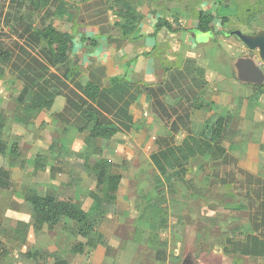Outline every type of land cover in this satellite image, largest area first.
I'll use <instances>...</instances> for the list:
<instances>
[{"label": "rangeland", "instance_id": "1", "mask_svg": "<svg viewBox=\"0 0 264 264\" xmlns=\"http://www.w3.org/2000/svg\"><path fill=\"white\" fill-rule=\"evenodd\" d=\"M33 1L0 0V53L8 52L9 48L15 51L8 60L0 56V69L3 72L0 74V142L6 148L4 154L0 153V167L10 172L13 181L12 189L3 192L0 188V219L3 218L0 225H8V216L14 215L17 220L30 224L31 229L34 225L37 230L33 232L36 239L40 238L39 231L42 235L45 234L47 238L43 245L47 246L43 248V253H37L36 257L39 258L35 259L36 263L41 264L53 260L75 264L78 254L80 264H96V259L104 264H185L187 260L190 264H264V259L247 257L242 251L232 252L231 245H226V239H230L232 235L227 226L231 222L226 219L227 216L231 218L233 211L231 205L228 206L233 202L231 186L228 189H223L222 185L213 187L221 191V194L227 189L228 195L225 198L220 195L211 198L212 202H217V208L208 209L200 205L205 200L199 195L184 194L185 188L191 186L190 177L194 172L191 176L188 175L189 181L183 183V179L173 177L170 169H158L151 157L155 145L150 137L161 126L150 125L147 128L148 124L143 120H146V113L150 114L149 112L136 110L139 115L138 126L128 128V125H121L117 118L105 112L106 118L115 127L119 128L120 124V128H126V138L117 134L111 140H92L85 138L90 135L86 132L79 140H75L72 125L65 127L49 111L28 108L29 101L37 90V83L44 82L43 78L49 79L52 87H57L56 90L65 89V85L75 88L68 81L69 85L63 83V80L60 82V77L64 78L49 58L47 49L43 45H27L25 37L21 36L23 29L15 27V22L20 21L17 18L29 19L28 7ZM123 1L125 0H42V5L46 3L49 12L33 15L36 21L40 17H46L49 24L63 32L68 30L66 25L72 23L71 33L86 35V26L93 15L100 18L109 15L113 20L114 14L109 13L108 9L115 5L121 8L120 12H128L125 5H122ZM133 1L141 3V0ZM147 1L150 3L152 0L142 2ZM153 2V8L164 14H174L180 19L191 16L205 5L217 2L233 13L229 17H223L222 30L248 34L264 27V0ZM60 4L63 5L61 9ZM67 4L71 6L69 9L65 8L68 13H62L61 10ZM147 9L148 7L145 12ZM127 27L132 28L129 24ZM194 34L198 35L197 43H205V38H212L211 32L195 31ZM233 36L232 47L240 46L241 42ZM232 53L236 54L235 48ZM42 74L44 76H40ZM54 75L59 79H55ZM23 98L24 102L20 103ZM96 108L101 110L100 107ZM135 131L137 139L134 137ZM143 133H147L142 136L146 138L140 139L139 136ZM240 137L243 139H240L241 144L250 141L243 133ZM236 142L231 141L228 135L224 145L229 147L228 145ZM261 153L262 158L264 143L261 145ZM213 157L217 158L218 154H213ZM212 158L206 159L203 164L210 166L209 162L216 160ZM195 162H199V159ZM228 163L231 161H224V164ZM212 164L215 165L216 162L213 161ZM113 176L120 177V183L116 199L111 202L107 200V180ZM191 191L193 192L192 189ZM29 195H52L59 201L72 202L89 212L93 225L97 226L96 231L91 233L89 239L83 240L78 234L79 226L68 219L56 227L45 226V231L38 230L32 210L26 202ZM221 202L228 208L221 205ZM97 206L103 209H98ZM207 210L210 214L205 217ZM217 211L218 218L214 215ZM3 238L8 239L7 235ZM89 240L92 242L89 243ZM0 245L4 247L5 244ZM54 246L57 247L56 252L53 251ZM4 249L6 250L5 247ZM26 249L29 250V247L26 246ZM31 249L35 252L33 247ZM7 254L12 255L10 247Z\"/></svg>", "mask_w": 264, "mask_h": 264}, {"label": "crops", "instance_id": "2", "mask_svg": "<svg viewBox=\"0 0 264 264\" xmlns=\"http://www.w3.org/2000/svg\"><path fill=\"white\" fill-rule=\"evenodd\" d=\"M142 1H123L122 5H131L141 16L139 22H132V25L137 26L131 34L124 32L122 26L125 20L119 17L121 8L116 5L108 9L115 19L112 20L109 15L102 18L93 15V19L86 26V35L73 34L70 32L73 24L66 25L68 30L64 32L76 36L72 60L77 63V74H73L74 79L68 81L75 88L67 81L63 82L69 86L65 85L62 93L56 96L49 112L65 127L72 125L75 140L83 135L79 131L82 115L77 112L67 122L60 118V114L68 105L67 97H73L75 92L81 95L76 84L81 87L89 84L98 86L104 98L99 97L100 100L96 103L98 106L93 105L100 107L99 110L105 116L111 114L121 125H128L127 128L138 126L136 124L139 123V115L136 110L149 112L150 114L146 113V120H143L148 124L147 128L150 125L161 126L150 137L155 145L151 155L153 162H158L159 166L161 164L163 169H170L173 177L183 179V183L188 182V175L191 176L194 172L190 177L191 186L185 188L184 194L199 195L205 200L200 205L208 209L217 208V202H212L211 198L217 195L225 198L226 190L231 186L233 202L228 206L231 205L233 211L231 218L223 216L231 222L227 226L232 231L230 239H226V245H231L232 252L242 251L247 257L264 259V156L261 158V145L264 143V85L261 88L253 85L246 87L247 84L240 82L237 77L234 64L236 58L246 53L245 46L240 41V46L232 47L233 35L221 29L224 24L223 17H229L233 13L224 9L223 5L212 2L210 6L205 5L191 16L180 19L174 14H164L153 8V0L150 3ZM42 3L31 4L28 7L29 13L49 12L46 3ZM39 5L44 7L36 10ZM62 6L60 4V9ZM66 7L69 9L71 6H64L62 13L67 12ZM201 11H209L217 18L212 25V38H205V43H197L198 35L194 34L195 31L203 32L198 29V14ZM35 18L34 16V27L51 25L46 17H40L38 23ZM161 18L173 24L174 28L181 29L157 30L156 24ZM17 19L20 21L15 22L16 28L24 30L29 27V20L27 22V19ZM260 30H264V27ZM83 36L96 41L86 44ZM24 41L32 46L27 39L24 38ZM27 45L25 47L30 51ZM234 48L235 55L232 53ZM40 66L45 68L44 65ZM103 102L105 106L102 105ZM220 117L226 121V133L220 140H212L208 135L202 134L207 124ZM151 130L154 131V128ZM241 132L250 139L247 144L240 143V139L243 140L240 137ZM117 134L126 138L128 131L121 126ZM146 134H140V139L146 138ZM134 135L137 139L136 131ZM143 135L145 136L142 137ZM228 135L231 141H237L228 145L229 147L224 145ZM215 153L218 157L212 158ZM210 158L216 160L210 161V166H205L203 162L206 159L211 160ZM197 159L199 162H195ZM226 160L231 163L224 164ZM213 161L216 162L215 165L212 164ZM10 183L8 189H2L3 192L12 189L11 178ZM220 185L223 189L227 188L223 194L213 189ZM221 205L225 204L221 202ZM209 214L210 211L207 210L205 217ZM214 215L218 218V211ZM8 217V225H0V244L4 243L6 248L5 250L0 245V264H41L36 263L35 259L39 258L36 257L37 253H43V248H46L47 245L43 243L47 236L39 231L40 238L36 239L34 233L37 230L34 225L31 229L30 224L20 221L21 219L17 220L14 215ZM2 220L3 218L0 219V224ZM39 229L45 231V226ZM4 235H7V240L3 238ZM26 246L29 250H25ZM8 247L11 249V256L7 254ZM56 249L54 246L53 251L56 252ZM96 254L95 257L98 255ZM95 261L96 264H104L97 259ZM80 262L78 254L75 264ZM47 264L68 262L53 260Z\"/></svg>", "mask_w": 264, "mask_h": 264}, {"label": "trees", "instance_id": "3", "mask_svg": "<svg viewBox=\"0 0 264 264\" xmlns=\"http://www.w3.org/2000/svg\"><path fill=\"white\" fill-rule=\"evenodd\" d=\"M36 3H35V2ZM33 3L35 5L40 4L42 0H34ZM126 1V0H125ZM126 4V3H125ZM128 12H120L119 17L125 20V24L122 26L124 32L131 34L135 26L132 25V22H139L141 20V16L135 12L134 8L130 6H124ZM40 7H36L35 9H39ZM34 12L29 14L30 22L29 27L24 29L21 36H24L32 45L39 46L43 45L45 49L48 51V56L55 63L58 71L62 73V79L60 77V82L70 81L73 78V74H77V63L72 60V54L75 47V35H72L67 32L60 31L53 25H47L44 27H34ZM217 18L210 13L209 11H201L198 14V29L203 32H212L213 31V23ZM132 20V21H131ZM32 21V22H31ZM224 23V22H223ZM129 25L132 28L127 27ZM157 30H161L163 28H167L168 30H177L181 28H174V25L168 22L165 18L158 19L156 24ZM127 30V31H126ZM257 31H254L252 34H255ZM232 34V32L230 33ZM27 35V37H26ZM83 41L86 44H93L96 39L88 38L83 36ZM4 52V51H3ZM1 52L0 56L3 59L8 60L11 58L12 54L15 53L13 49L9 48L8 52ZM7 53V54H5ZM2 70L0 69V74H2ZM40 76H44L43 74ZM55 79L57 76H55ZM44 82L37 83V90H35L34 97L31 99V103L29 105V109L35 111H51L55 98L58 94H61L62 90H56L57 87H52L49 79L43 78ZM50 84V85H49ZM77 89L81 91V95L78 93H74L73 97H67L68 105L64 112L60 114V118L63 121L70 122L71 116L73 114L79 112L82 115L80 119L79 131L82 133L89 132V137L92 139H103L110 140L113 136H115L119 132V128L115 127L111 121L106 118V116L99 109L94 107L93 104H96L100 98H104L102 93L99 91V87L94 84H89L87 86H80V84H76ZM261 86H256V88H261ZM84 96V98H83ZM24 102V98L22 102ZM104 105V102L102 104ZM225 118H218L217 120H213V123L207 124L202 130V134L208 135L211 139L220 140V138L226 133V124ZM6 152V148L0 142V153L4 154ZM156 160V159H154ZM156 162V161H155ZM160 163V162H159ZM157 166L158 162H156ZM173 165V164H170ZM180 166V165H179ZM159 169L165 171L166 168L159 166ZM120 183V177L113 176L109 177L107 180V189L108 196L107 200L114 202L116 199V193L118 192V186ZM10 172L4 167H0V188L8 189L10 187ZM26 202L30 206L32 213L35 218L36 228L49 226L50 228L56 227L60 225L63 220H71L79 226V235L83 240H87L90 238L91 233L96 231V225H93L94 222L91 221V215L89 212L84 209L78 207L72 202L65 200L59 201L52 195H29L26 198ZM98 209H103L100 206H97ZM98 236L100 234L98 233ZM90 241V240H89ZM90 241L89 243H91ZM80 252L83 250L79 247ZM185 264L188 263V260Z\"/></svg>", "mask_w": 264, "mask_h": 264}, {"label": "water", "instance_id": "4", "mask_svg": "<svg viewBox=\"0 0 264 264\" xmlns=\"http://www.w3.org/2000/svg\"><path fill=\"white\" fill-rule=\"evenodd\" d=\"M232 34L244 44L246 51L234 64L239 81L253 86L264 85V30L255 34L241 31H234Z\"/></svg>", "mask_w": 264, "mask_h": 264}, {"label": "clouds", "instance_id": "5", "mask_svg": "<svg viewBox=\"0 0 264 264\" xmlns=\"http://www.w3.org/2000/svg\"><path fill=\"white\" fill-rule=\"evenodd\" d=\"M264 64V62L262 63V65Z\"/></svg>", "mask_w": 264, "mask_h": 264}]
</instances>
